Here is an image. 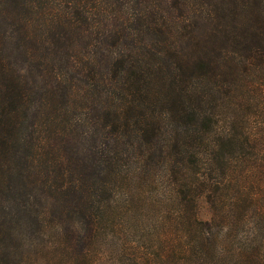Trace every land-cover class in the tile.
<instances>
[{
	"label": "trees",
	"instance_id": "obj_1",
	"mask_svg": "<svg viewBox=\"0 0 264 264\" xmlns=\"http://www.w3.org/2000/svg\"><path fill=\"white\" fill-rule=\"evenodd\" d=\"M246 109L264 0H0V264H264Z\"/></svg>",
	"mask_w": 264,
	"mask_h": 264
},
{
	"label": "rangeland",
	"instance_id": "obj_2",
	"mask_svg": "<svg viewBox=\"0 0 264 264\" xmlns=\"http://www.w3.org/2000/svg\"><path fill=\"white\" fill-rule=\"evenodd\" d=\"M244 116H249V123L247 125L248 129L255 132L257 136L261 137L264 140V116L257 113L254 109H246L244 111ZM260 116V117H259ZM247 155L250 159H254L259 164L264 165V146L260 144L259 149H253L249 147L247 149ZM262 199H264V193L262 194ZM212 216V207L205 198H200L198 202V217L201 220H209ZM260 222V218L255 216V219L252 221V226L254 223ZM247 225H241L238 228V232H243L247 229Z\"/></svg>",
	"mask_w": 264,
	"mask_h": 264
}]
</instances>
